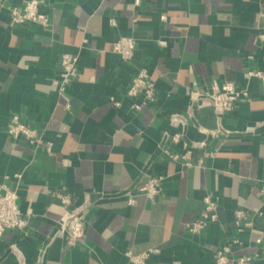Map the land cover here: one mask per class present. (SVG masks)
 I'll use <instances>...</instances> for the list:
<instances>
[{"label":"crops","instance_id":"0c3cea01","mask_svg":"<svg viewBox=\"0 0 264 264\" xmlns=\"http://www.w3.org/2000/svg\"><path fill=\"white\" fill-rule=\"evenodd\" d=\"M22 1L0 5V180L11 177L20 209L31 214L24 230L0 237V264L19 263L13 246L24 264H135L127 252L151 248L159 250L144 264H215L224 246L233 257L261 255L264 79L247 71L264 73V0H44L48 27L12 26L7 5ZM124 35L137 40L130 61L113 51ZM64 52L79 55V75L61 93ZM142 67L157 98L137 111L139 99L126 90ZM225 81L250 95L221 121L207 102L189 111L190 91ZM173 112L188 121L178 142L164 137L181 131L170 123ZM14 113L43 131L51 150L12 139L6 126ZM220 125L230 133L217 132ZM160 174L153 201L140 195L129 204L119 194ZM61 192L74 206L88 202L86 235L74 246L55 236ZM206 194L218 200L219 217L191 233L187 224L201 216Z\"/></svg>","mask_w":264,"mask_h":264},{"label":"built area","instance_id":"2783aa9c","mask_svg":"<svg viewBox=\"0 0 264 264\" xmlns=\"http://www.w3.org/2000/svg\"><path fill=\"white\" fill-rule=\"evenodd\" d=\"M140 0H136L139 3ZM10 0H0V5ZM44 0H24L22 3H9L7 5L10 13V24L12 26L21 25L25 23H34L41 27H48L50 25V17L48 12L43 8ZM115 23L114 19L111 20ZM261 40H264V32L259 34ZM137 40L133 36H120L113 42V51L121 55L125 61H130L136 51ZM79 75V55L71 52H64L60 58V71H59V91L65 92L70 83ZM247 76H258L264 79V73L258 69H250L247 71ZM126 94L131 97H137L139 100L133 103V108L137 111L142 109L143 106L153 103L157 98L156 84L151 78V75L146 67L139 68L134 74L131 84L126 90ZM250 95L246 88L238 87L233 81H225L224 83L215 85L211 92L192 90L190 91L191 104L189 111L192 110L195 102L209 103L216 113L219 121L223 117L234 110L237 101L247 98ZM114 104L119 105L118 101H113ZM67 107L70 104L67 103ZM170 123L175 127H180L181 131L169 134L164 133L165 139H170L172 142H178L185 133L188 121L185 115L179 112H173L170 115ZM218 131L230 133L229 130L224 129L220 125ZM7 134L15 140L22 139L30 144L35 150L38 148H45L51 150L52 142L45 139L43 131L39 128L24 122L18 113H14L6 126ZM212 133L216 131L212 130ZM202 143H192L197 146ZM188 151L183 155L185 164L191 165ZM177 157V155H173ZM4 181L0 180V237L8 229L24 230L27 226L28 217L31 211H27V215L22 212L18 204V192L15 188L11 187L9 180L11 177L6 176ZM19 181L22 178V173L14 175ZM165 176L152 175L146 182L140 183L134 188L123 189L119 192L121 195L127 197L128 203H135L136 197L143 195L150 200H154L162 190V184ZM58 197L62 206L64 207L63 214L57 220V229L55 236H61L66 240L67 245L74 246L81 243L86 235V208L88 202L81 203L77 206L72 204V198L66 193H58ZM204 209L200 217L189 222L187 229L191 233H199L203 231L211 222H214L219 217V202L210 194H206L203 198ZM237 217L240 221L246 218L244 211H237ZM244 225H250L251 221H243ZM241 229V228H240ZM262 244L261 255H248L241 254L239 256L229 255L230 249L228 246L221 247L215 251V264H227L229 261L236 264H254V260L261 257L264 259V240H260ZM14 251L19 257L18 264H24V258L17 249L13 246ZM158 248H151L139 254L131 251L127 252L130 260L135 264H144L146 258L152 252H158Z\"/></svg>","mask_w":264,"mask_h":264}]
</instances>
